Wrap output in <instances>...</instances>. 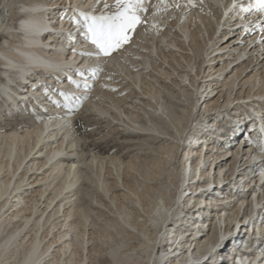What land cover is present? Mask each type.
<instances>
[{
    "label": "bare ground",
    "instance_id": "obj_1",
    "mask_svg": "<svg viewBox=\"0 0 264 264\" xmlns=\"http://www.w3.org/2000/svg\"><path fill=\"white\" fill-rule=\"evenodd\" d=\"M113 3L0 0V264H264V152L236 142L264 126V13L149 0L130 44L81 54L77 10ZM83 134L120 135L94 190Z\"/></svg>",
    "mask_w": 264,
    "mask_h": 264
},
{
    "label": "snow or ice",
    "instance_id": "obj_2",
    "mask_svg": "<svg viewBox=\"0 0 264 264\" xmlns=\"http://www.w3.org/2000/svg\"><path fill=\"white\" fill-rule=\"evenodd\" d=\"M163 2L167 5L168 0H163ZM148 3L149 0H115V11L110 13L105 11L100 14H96L94 11L77 10L78 15L83 19V28L86 30L85 38L96 49L93 53L81 54L110 57L113 53L130 44L137 27L147 25ZM187 3L190 7L196 6V0H187ZM176 6L179 7V5ZM255 6L258 12L264 13V0H255ZM104 7L106 10L109 8L107 3ZM251 10V6L242 9L244 12ZM260 28L264 32V21L260 22ZM261 42L264 43V36H262ZM261 131L264 132V126H262ZM259 147L264 152V141L259 144Z\"/></svg>",
    "mask_w": 264,
    "mask_h": 264
},
{
    "label": "rangeland",
    "instance_id": "obj_3",
    "mask_svg": "<svg viewBox=\"0 0 264 264\" xmlns=\"http://www.w3.org/2000/svg\"><path fill=\"white\" fill-rule=\"evenodd\" d=\"M112 7H115V3H113L112 4V6H111V10H112ZM114 11L116 10L115 8L113 9ZM112 10V11H113ZM0 14H1V12H0ZM10 25H11V27H15V25H16V28L18 27V24H19V22H17V23H15V22H12V20L10 21ZM13 25V26H12ZM1 43H3V41L2 40H0V44ZM2 45V44H1ZM35 54H36V52H35ZM34 53H33V56L35 55ZM26 62H28V61H26ZM214 62V61H213ZM0 81H2V80H0ZM0 85H1V83H0ZM228 103H231V102H228ZM264 106V105H263ZM232 107V104L231 105H228V107L227 108H231ZM226 107H224V109H225ZM25 113V112H24ZM26 114V113H25ZM24 115V114H23ZM27 115V117H28V114H26ZM36 115H38V116H40L41 117V115L40 114H36ZM29 118H30V116H29ZM20 121H23V120H20ZM208 121H210V119L208 120ZM92 127V128H91ZM93 127H95V125H94V123L92 124V123H90V127H89V125H87L86 127H84L83 126V131H84V133H89V132H92V129H93ZM4 127H1V129H3ZM85 128V129H84ZM89 129V130H88ZM86 130V131H85ZM89 131V132H88ZM116 136V137H115ZM114 137L115 138H112V139H110V140H107V142L106 141H103V142H100V143H97V144H94V142H93V140H95L98 136H96V137H90V136H88V135H85V134H83V138H82V140H81V145L80 146H82V147H80V148H83V149H81L82 150V154H83V160L84 161H86V163L85 162H83L82 164L84 165V164H86L85 166H84V169H85V167H89V169H87V172L90 174V176L92 175L93 177H90V179H88V181L87 182H89V185H90V182H91V184L93 185V187H92V185H91V189H95V186H97L98 184H99V181H98V179H99V174H98V170H97V167L94 165V164H90L89 162L91 161V159H92V152H94V151H97V152H104V151H106L107 150V148H108V146H110V145H113V143H114V141L115 140H117L119 137H120V135H115ZM117 136H118V138H117ZM121 137H125L123 140H122V144L121 145H125V147L123 148L122 147V149H119V152L121 151V153H122V151L123 152H126V154L127 153H130V154H132V152H136V151H138L137 149H133V150H128V147H131L132 145H129L128 146V142H130L131 140L130 139H127V135L126 136H121ZM89 138V139H88ZM90 142H92V144L90 143ZM105 142V143H104ZM236 142L238 143V140H236ZM84 143H85V145H84ZM138 143L139 142H137L136 143V147L138 148ZM89 144V145H88ZM91 145V146H90ZM120 145V144H119ZM93 146V147H92ZM88 147H90V148H88ZM99 147V148H98ZM139 147H141L140 146V144H139ZM97 149V150H95V149ZM114 149H113V151H116V149L118 148V147H113ZM143 148H144V146H143ZM200 148H203L202 146L200 147ZM91 150V151H90ZM112 151V150H111ZM85 156V157H84ZM90 157V158H89ZM89 158V159H88ZM87 163H89V165H87ZM82 165V166H83ZM92 167V168H91ZM97 170H95V169ZM93 169V170H92ZM94 171H96V172H94ZM92 173H94V174H92ZM97 175H96V174ZM259 174V173H258ZM96 176H97V178L98 179H96ZM260 175H257V177H259ZM95 180H97V181H95ZM101 180H102V178H101ZM92 181H95V182H93L92 183ZM254 230V229H253ZM101 246V245H100ZM107 264H110L109 262L107 263ZM236 264H238V261H236Z\"/></svg>",
    "mask_w": 264,
    "mask_h": 264
}]
</instances>
